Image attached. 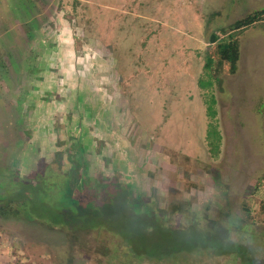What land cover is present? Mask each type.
Returning a JSON list of instances; mask_svg holds the SVG:
<instances>
[{
    "label": "rangeland",
    "instance_id": "rangeland-1",
    "mask_svg": "<svg viewBox=\"0 0 264 264\" xmlns=\"http://www.w3.org/2000/svg\"><path fill=\"white\" fill-rule=\"evenodd\" d=\"M15 1L0 0V170L27 178L49 162L65 173L77 140L81 157H72V171L81 165L87 183L74 186L77 197L62 213L75 215L73 209L86 206L88 214L115 216L114 230L128 244L105 231L65 236V230L41 227L38 213L26 223L0 218V264H186L175 253L170 263L136 261L142 249L127 255V245L145 242L150 256H157L170 242H161L163 228L154 218L132 214L140 199L108 188L111 182L150 196L160 208L153 214H166L171 196L190 203L179 202L182 210L171 224L181 229L169 239L184 251L193 248L188 257L201 249L189 264H240L235 248L217 260L204 245L189 242L192 232L206 240L186 228L191 222L217 237L228 233L213 247L235 242L264 259V23L239 36L237 71L230 74L223 65L222 87H198L206 57L216 58L210 35L263 8L264 0H78L77 12L69 0H27L21 20ZM58 5L69 29L38 24L33 34L37 18ZM23 26L31 38L23 39ZM211 95L221 135L216 158L204 138ZM85 131L90 133L83 136ZM82 137L102 142L104 155ZM122 137L130 149L121 148ZM103 247L111 249L106 256L97 252Z\"/></svg>",
    "mask_w": 264,
    "mask_h": 264
},
{
    "label": "trees",
    "instance_id": "trees-1",
    "mask_svg": "<svg viewBox=\"0 0 264 264\" xmlns=\"http://www.w3.org/2000/svg\"><path fill=\"white\" fill-rule=\"evenodd\" d=\"M62 1L64 5V0H58ZM71 3V8L74 12H77L78 9H80L81 5H79L78 0H69ZM27 0H16L15 5L18 6L19 11H22V14L20 12L19 20L25 19L26 12L24 9V6H26ZM46 5H49V3L46 2ZM58 5L57 8L53 7L52 10L49 12H46L44 16L40 15L35 23V27L33 34L38 33V24L44 25V26H52V23H55L61 31L64 30L67 26V29H69L70 22L66 19L64 15V6ZM45 6V5H44ZM42 6V8H44ZM36 13H39L38 8L32 7V10ZM264 22V7L258 10H254L247 14L245 17L235 21L227 28H222L219 30V33H212L210 35V44L214 45V55L216 56H207L206 62L204 64V74L205 79L201 78L198 80V87L201 90H207L211 89V87L214 85V81L216 84H218V75L219 72L223 66V64L228 65V71L231 74H234L237 71V63L239 61L240 56V43H239V36L243 33L244 30L249 29L250 27H253L259 23ZM24 33H22V37L25 40V34H27L28 37L31 38L30 34L31 31H27V29L23 26ZM31 28V30H33ZM19 29V27L17 28ZM61 31L59 33H56L58 37V40H60ZM34 37V36H33ZM63 40V38H62ZM63 44H67L66 41H60ZM36 97V96H35ZM42 97L43 96H40ZM41 98V99H42ZM34 99V98H33ZM45 99V98H44ZM35 100V99H34ZM46 100H50V96H46ZM215 104L216 100L213 95L209 97V99L206 101V117L209 120V123L207 125V130L205 133V140L206 144L209 150V153L213 158L218 157L220 145H221V135L218 130L217 122H216V110H215ZM93 116L91 114H87V116ZM78 129V126H77ZM90 133V132H88ZM86 131L82 134L83 136H86L88 134ZM77 135V134H76ZM89 136V135H88ZM80 138V136H78ZM84 139V142L91 143V146L94 147L96 153H99L100 155L103 154L102 150L104 149V145H102V142L97 141H87L89 140L82 137ZM77 139V138H76ZM76 141H74V151L71 154V156H68L67 164L69 163V166L67 165L68 169L64 170L63 172H55L52 168V163H47L43 166V168L40 169V171L36 172L30 177L27 178H21L19 176V173L17 171L12 170H6L3 169L0 170V218L1 219H12L15 221H19L20 223H26V222H32L35 220L34 216L35 213L43 215V218H41L38 223L41 227L46 228L48 230H60L65 232L66 229L69 228V231L66 232V236H68L69 233L76 230V232H83L86 233H92L98 234L99 236L102 235V231H104V227H106L111 222L107 220V222L103 225L102 223H99V221H104L100 213H94V214H88V209L86 206H82L81 210L73 209L75 212V215L67 214V216H64L62 212L65 213V210L69 209L73 205V199L77 197V192L75 189V185L80 182V184H85L87 182L82 181L83 177L81 175V165H76V171H72L74 160L73 156L80 158L81 155L78 152V149L76 147ZM78 142V141H77ZM102 143V144H101ZM99 144V146H98ZM97 149V150H96ZM81 151V150H80ZM104 155V154H103ZM66 165V164H65ZM94 174L92 173L89 177L90 180H93ZM108 188L115 187V189L121 190L123 193L132 194L134 198H140V196L137 194V191H135L132 187L128 188L127 184H120L118 185L115 182H111L107 185ZM75 196V197H74ZM177 200L182 203L184 206L187 207L190 206L189 202H181L179 198ZM170 207H171V214L180 212L182 210V206H179L176 202V200L171 199ZM56 205V207H54ZM187 211H189L188 208H186ZM260 210L262 213H264V200L260 203ZM123 218H126L124 215ZM213 228L217 225L215 222H211ZM196 223L191 222V224L186 227L193 228L195 232L199 233L200 236H204L206 240L200 238L197 234L192 232L191 236L189 237V242L195 240L196 243L200 245H204L205 248H208L209 245H211V242H214L216 237H214L209 230L204 229H196L195 228ZM226 226L229 229L231 226V223L226 222ZM241 228H237L235 230L236 234L240 232ZM176 230L175 227L168 226L166 227L164 224L163 230H161V233L165 237L161 240L163 242L164 240L166 242L170 243H164L165 248L160 250V254L157 256H150V252L152 249H146V243L142 242L141 245L133 246L127 245L126 253L129 257H132L136 252H138L140 249H142L143 254L139 257H134L136 261H140L141 259H147L149 263H153L152 260L156 261H165L169 260L171 256H173V253L179 256V258H182V254H186L187 257L183 258L184 261H188V254L192 252V249L186 248L184 251V247H180L177 242H171L169 239H171L172 235ZM229 231V230H228ZM130 233H134L135 231L130 228ZM76 234V233H75ZM110 234H114V236H121L124 238V242L128 244L126 240V235H123V233H118L115 230H110ZM79 237H76V240H78ZM103 238V237H102ZM200 239V241H198ZM102 241L104 242L105 239L103 238ZM223 244V243H222ZM105 246L107 244H104ZM132 247V248H131ZM195 248V247H194ZM225 248L223 245L221 247ZM197 249V248H196ZM111 252L110 248H101L98 249V253H101L103 255L109 254V251ZM131 250H133V253H131ZM235 250L237 252L236 256L240 257L242 261H244L246 264H252V260H250V256L253 255V251L255 250H243L241 247H235ZM113 251V250H112ZM130 251V253L128 252ZM196 250L193 251L192 255L194 254ZM133 254V255H131ZM250 255V256H249ZM111 256L114 257L115 254L111 253ZM262 257L260 256L258 262H254V264H264V259L260 260ZM173 264H178V261L175 260Z\"/></svg>",
    "mask_w": 264,
    "mask_h": 264
},
{
    "label": "clouds",
    "instance_id": "clouds-1",
    "mask_svg": "<svg viewBox=\"0 0 264 264\" xmlns=\"http://www.w3.org/2000/svg\"><path fill=\"white\" fill-rule=\"evenodd\" d=\"M248 14H249V13H248ZM240 19H241V18H240ZM238 20H239V19H238ZM236 21H237V20H236ZM262 23H264V22H262ZM259 24H261V23H259ZM250 28H251V27H250ZM209 41H210V38H209ZM209 43H210V42H209ZM239 50H240V49H239ZM239 58H240V56H239ZM238 62H239V61H238ZM223 65L225 66L226 64H223ZM237 65H238V63H237ZM227 66H228V65H227ZM222 67H223V66H222ZM221 70H222V68H221ZM221 70H220V72H219V75H220V73H221ZM230 74H231V73H230ZM219 75H218V84H216L215 81H214L213 83L216 84L217 87H222V83H221V79H220ZM121 141L123 142L121 148H122V149L127 148V147L124 146V144L127 142V139L122 137ZM128 149H130V148H127V150H128ZM95 182H96V181H95ZM119 191H120V190H118V192H119ZM125 194H127V193H125ZM127 196H128V194H127ZM138 199H140L141 204L135 206V207L132 209V210H134L132 214H134V213H143L144 215L148 216L149 218H154V219L156 220L157 225L160 226V227H162V228H164V224H165L166 227H168V226H172V227H175V229H181V228L178 227L177 225H172V224H171V222L173 221L172 218H173L174 216H176L178 213L181 212V210H180V212H177V213H174V214H171V213H170V211H171V207H170V203H169V202L171 201V199H173L172 196H171L170 200L168 201V206L165 208V210L167 211V213L164 214L163 216H162V213H161V214H159V213H157V214L154 213V214H153V212H154L156 209L158 210V209H160V208H158V207H157V208H154V207H153V200H152V198H150V196L147 195V198L145 199V196H143V194H140V198H138ZM173 200H174V199H173ZM175 200H176L177 203H179V201H178L177 199H175ZM85 201H86L85 198H84V199H81V202H82V203H84ZM114 206H115V204H112L113 209H114ZM121 213L123 214V216H124V215L127 216L128 208L126 207L125 211H124V212H121ZM158 215H159V216H158ZM102 219L105 221V223L107 222V220L111 222V223L108 224L106 227H104V231H105V232L110 233V230H111V229L114 230V226H115L114 220L116 219L115 216H112L111 219H110L109 217H105V216H104ZM159 221H162V223H159ZM147 226H148V227H153L154 224H153L152 222L148 221ZM66 232H67V231H66ZM83 232L85 233V231H83ZM83 232H81V235H82ZM92 233H94V232H92ZM227 235H228V233H226V234L223 235V236H224V237H227ZM65 236H66V233H65ZM213 236L216 237V239H219V238L223 237V236H218V237H217V236H215V235H213ZM121 237H122V236H121ZM122 238H123V237H122ZM122 238H120V239H122ZM78 239H80V237H79ZM123 239H124V238H123ZM123 239H122V240H123ZM76 241H78V240H76ZM123 241H124V240H123ZM231 241H232V240H231ZM228 243H229V242H227V241H224L223 244L221 243V244L225 247V248H222V249H221L222 245H217V246L213 247L212 244H211V245H209L208 248H205V247L203 246V247H202V250H207V249H208L210 255H211L213 258H214V254H216V255L219 256V257H216V259H217V260H220V257L223 256L225 253H227L230 249H233V248H235V247H240V248L242 247V246L236 244L235 242H234L233 244H231L230 246H227ZM242 248H243V250H245L244 246H243ZM200 250H201V249H200ZM200 250H196V251L194 252V254L190 256V259L195 260V259H196V258H195V253L200 252ZM252 250H254V249H252ZM247 251H248V250H247ZM252 253H253V258L250 259V260H252V261H250V262H252V264H254L255 261H256V262L259 261V258H257V255L259 254V250H255V251H253ZM173 254H174V253H173ZM185 257H187V255L183 253V254H182V258H185ZM145 261L148 262L147 259H145ZM148 263H149V262H148ZM186 264H189V261H186ZM191 264H193V263L191 262ZM226 264H228V262H227ZM240 264H246V263L240 259ZM250 264H251V263H250Z\"/></svg>",
    "mask_w": 264,
    "mask_h": 264
}]
</instances>
